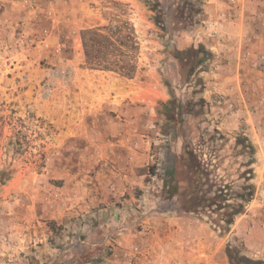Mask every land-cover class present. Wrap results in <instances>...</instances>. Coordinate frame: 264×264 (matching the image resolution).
<instances>
[{
	"label": "rangeland",
	"instance_id": "obj_1",
	"mask_svg": "<svg viewBox=\"0 0 264 264\" xmlns=\"http://www.w3.org/2000/svg\"><path fill=\"white\" fill-rule=\"evenodd\" d=\"M111 2L129 6L142 41L132 79L85 66L80 33L107 24ZM247 5L0 0V264H115L157 234L170 253L199 243L197 256H214L206 264H264L246 245L257 221L245 224L264 186V106L253 93L264 91V68L229 66L211 49L236 42L228 31L245 27ZM190 150L194 176L184 169ZM241 202L228 229L225 206Z\"/></svg>",
	"mask_w": 264,
	"mask_h": 264
},
{
	"label": "trees",
	"instance_id": "obj_2",
	"mask_svg": "<svg viewBox=\"0 0 264 264\" xmlns=\"http://www.w3.org/2000/svg\"><path fill=\"white\" fill-rule=\"evenodd\" d=\"M111 11L107 18L108 23L94 28H87L81 31L80 38L82 51L84 56L85 66L93 70H101L115 72L123 77L132 79L141 69V52L142 41L135 22L129 15V6L122 2H111ZM159 5H157V8ZM155 8V9H157ZM157 25H162V20L155 19ZM195 55L199 51H192ZM179 54V52H176ZM202 61V60H201ZM201 61L195 65H200ZM187 167L184 169L194 176L195 170H199L201 166L197 161V156L194 151H188ZM196 170V173H197ZM176 176L175 170L167 171V178L174 180ZM250 187H252L250 185ZM254 196V191L250 190L249 194L242 195L241 200L250 202ZM196 199H204L197 196ZM207 208L210 209L215 203V199ZM191 207V206H190ZM229 210L225 212L227 217L226 224L228 229L234 224V219L241 214L245 208L243 202L240 204H227ZM195 209V210H194ZM221 209H224V207ZM199 207L192 206L189 212H197ZM231 259V256H229ZM240 263H251L247 257L241 256L237 259Z\"/></svg>",
	"mask_w": 264,
	"mask_h": 264
},
{
	"label": "crops",
	"instance_id": "obj_3",
	"mask_svg": "<svg viewBox=\"0 0 264 264\" xmlns=\"http://www.w3.org/2000/svg\"><path fill=\"white\" fill-rule=\"evenodd\" d=\"M253 0H247L248 5L252 4ZM256 3L261 6V8H257V4L252 6L248 5L246 8H248V12H250V9L254 8L258 9L256 14L249 15L248 12H245V27H242V23H238L235 28L234 32L228 31L230 35H232L235 38L236 42H217L214 45H211V49L215 50L217 52L223 51L225 55L223 57H226V59H229V66L237 67L240 62V54H241V39L245 37V45L246 43L250 44L252 47L253 52L257 54H263L264 55V0H258ZM246 11V9H245ZM254 13V12H252ZM218 21L216 20L215 26L212 24V29L214 31H221L224 29L223 24L220 23V26L217 25ZM222 26V27H221ZM222 28V29H221ZM225 33V32H224ZM234 63V64H233ZM259 79V86L263 87L264 90V72L258 74ZM214 86L211 89H218L217 84L218 81H213ZM264 94V91H263ZM264 133V128L261 130ZM264 136V135H263ZM264 140V137H263ZM264 142V141H263ZM264 166V163L262 164ZM261 177V178H260ZM258 180L262 179L264 181V175L260 176ZM133 178L126 179L127 182L131 183ZM258 198H264V186L261 188L258 186L257 192L255 194V200H253L247 207V210L245 212V224L247 223V219L249 221L256 220L257 223H253L251 226L246 227L247 234H246V242L247 247L249 249H253L256 253L253 254V256H264V210L260 209V201H258ZM259 215V216H257ZM181 217L185 216H179L178 218L181 219ZM185 220V219H184ZM178 220V222H174L177 224V229H174V235H180V232L184 229L183 227L185 224L183 221ZM181 222V224H180ZM170 229V228H169ZM149 233L152 237V231L150 228H148ZM149 234V235H150ZM169 238L166 237V235L162 238H160L157 234V238H150L145 240V242H150L152 245V252L149 256H145L141 260L137 262V264H197L198 262L204 261L205 259L213 258L214 256H197L199 254L200 244L197 245H178L176 248L173 249V251L170 253L166 250L165 246H167V242ZM258 240V243H255V241ZM205 262V261H204Z\"/></svg>",
	"mask_w": 264,
	"mask_h": 264
},
{
	"label": "built area",
	"instance_id": "obj_4",
	"mask_svg": "<svg viewBox=\"0 0 264 264\" xmlns=\"http://www.w3.org/2000/svg\"><path fill=\"white\" fill-rule=\"evenodd\" d=\"M243 41V51L240 56V62H245V64H250L253 68L261 70L264 68V55L263 54H255L252 50L250 44L246 43L245 38ZM255 96L258 98V102L261 106H264V94L260 92L256 88L253 90ZM264 205V200H262ZM153 248L150 242L144 243H135L131 246L130 251L127 256H122L116 260L115 264H137L139 260L144 258L145 256H149L152 252ZM197 264H206L204 261L198 262Z\"/></svg>",
	"mask_w": 264,
	"mask_h": 264
}]
</instances>
